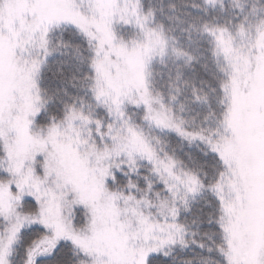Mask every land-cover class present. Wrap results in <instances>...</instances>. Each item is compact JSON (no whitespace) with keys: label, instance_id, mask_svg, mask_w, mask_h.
<instances>
[{"label":"snow or ice","instance_id":"6c2138e0","mask_svg":"<svg viewBox=\"0 0 264 264\" xmlns=\"http://www.w3.org/2000/svg\"><path fill=\"white\" fill-rule=\"evenodd\" d=\"M0 264H264V0H0Z\"/></svg>","mask_w":264,"mask_h":264}]
</instances>
